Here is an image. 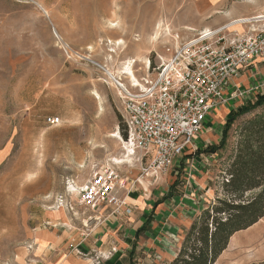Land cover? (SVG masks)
I'll return each mask as SVG.
<instances>
[{
    "label": "rangeland",
    "instance_id": "1",
    "mask_svg": "<svg viewBox=\"0 0 264 264\" xmlns=\"http://www.w3.org/2000/svg\"><path fill=\"white\" fill-rule=\"evenodd\" d=\"M259 14L264 0H0V264H25L33 232L57 209V198L78 202V187L96 168L120 165L138 176L139 164L124 143L121 91L102 67L135 90L131 83L154 77L176 39L222 27L228 37L246 33L262 23L238 21ZM127 66L137 81L125 73ZM245 88L204 121V148L219 143L228 111L262 91ZM263 112L239 118L226 145L204 154L211 190L202 194L201 212L226 197L241 127ZM50 116L60 124H49ZM115 131L119 136L110 137ZM261 233L264 217L235 233L215 264L263 261L264 237L250 248L237 243Z\"/></svg>",
    "mask_w": 264,
    "mask_h": 264
},
{
    "label": "built area",
    "instance_id": "2",
    "mask_svg": "<svg viewBox=\"0 0 264 264\" xmlns=\"http://www.w3.org/2000/svg\"><path fill=\"white\" fill-rule=\"evenodd\" d=\"M252 20L262 25L232 37L222 27L181 43L176 39L170 58L158 66L154 77L131 83L135 90L118 78L127 132L124 143L139 164L138 176L132 177L120 165L98 167L78 187V202L60 195L57 209L73 217L80 209L88 213V222L102 220L100 212L104 209L110 216L124 209L128 212L131 190L143 186L146 179L160 181L176 161L196 149L195 141L205 130L204 121L231 98L244 95L240 88L231 90L241 70L264 58V14L238 22ZM47 121L59 125L61 119L50 116ZM229 177L227 174L225 180Z\"/></svg>",
    "mask_w": 264,
    "mask_h": 264
},
{
    "label": "crops",
    "instance_id": "3",
    "mask_svg": "<svg viewBox=\"0 0 264 264\" xmlns=\"http://www.w3.org/2000/svg\"><path fill=\"white\" fill-rule=\"evenodd\" d=\"M234 84L231 90L260 86L264 91V58L243 68ZM208 138L200 136L197 149H205L202 142ZM194 150L176 161L160 181L144 182L143 186L137 185L131 190L128 212L124 209L119 215L110 216L104 209L100 212L106 217L104 220L88 222L82 218L80 209L76 217L64 209H50L43 228L33 232V248L26 249L25 264H166L172 261L182 247V229L188 230L201 214L202 194L211 190L208 163H204L209 157L204 156L206 153L195 154Z\"/></svg>",
    "mask_w": 264,
    "mask_h": 264
},
{
    "label": "trees",
    "instance_id": "4",
    "mask_svg": "<svg viewBox=\"0 0 264 264\" xmlns=\"http://www.w3.org/2000/svg\"><path fill=\"white\" fill-rule=\"evenodd\" d=\"M261 108H264V91L259 92L255 100L232 109L219 143L203 150L198 148L195 154H211L222 149L235 122ZM240 133L228 173L230 177L225 182L226 197L218 198L192 222L177 256L166 264H215L235 233L250 228L264 217V112L247 120ZM123 136L126 139V131ZM263 237L261 233L258 238L237 240V243L250 248ZM253 264H264V260Z\"/></svg>",
    "mask_w": 264,
    "mask_h": 264
},
{
    "label": "bare ground",
    "instance_id": "5",
    "mask_svg": "<svg viewBox=\"0 0 264 264\" xmlns=\"http://www.w3.org/2000/svg\"><path fill=\"white\" fill-rule=\"evenodd\" d=\"M128 66H129V65H128ZM128 66H127V68H126L125 73H128L132 80L137 81L136 75L133 73V69H132V67H128ZM102 68L106 71V73H107V74L109 75V77L113 80V82H115V83L117 84V80L119 81V79H117V77H116L113 73H111L110 70L106 69L105 67H102ZM120 81H121V80H120ZM117 85H118V84H117ZM118 136H119V132H117V131L113 132V133L110 135V137H118ZM120 160H121V159H120Z\"/></svg>",
    "mask_w": 264,
    "mask_h": 264
}]
</instances>
